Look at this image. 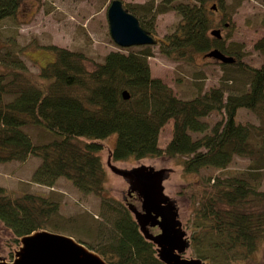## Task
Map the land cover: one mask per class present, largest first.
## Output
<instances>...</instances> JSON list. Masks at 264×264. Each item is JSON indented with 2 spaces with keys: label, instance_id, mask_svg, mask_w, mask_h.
<instances>
[{
  "label": "trees",
  "instance_id": "16d2710c",
  "mask_svg": "<svg viewBox=\"0 0 264 264\" xmlns=\"http://www.w3.org/2000/svg\"><path fill=\"white\" fill-rule=\"evenodd\" d=\"M160 1L158 11L150 5L126 6L154 36L156 13L170 8L178 13L176 28L155 37L160 51L174 61L192 65L198 55L213 49L233 56V63L219 62L223 74L217 85L206 88L205 75L194 70L192 81L197 83L189 84L191 94L177 95L151 75L149 46L111 50L93 67L78 51L52 46L54 57L37 73L7 47L0 51V162L21 167L32 157L38 162L32 181L53 186L64 177L81 191L100 195L107 177L100 152L109 137L114 139L112 161L177 158L182 172L190 175L187 188L193 206L186 255L206 264H241L264 246V190L258 183L264 175V62L251 65L245 60L244 42L226 44L222 32L221 37L212 35L213 29H227L226 18L209 31L212 12L225 9L226 0ZM21 2L0 0V21L14 16ZM210 3H216L215 10L208 8ZM261 22L263 31L253 49L264 58V17ZM241 109L258 122L240 121ZM212 114L220 118L211 122ZM169 122L171 137L162 145L159 135ZM237 156L249 158V164L229 172L226 168ZM210 169L217 174L202 173ZM105 200L103 222H91L87 230L70 220L67 229L79 231V238L90 232L93 240L83 242L112 264H165L127 206L114 200L106 207ZM60 206L57 198L32 192L14 195L0 185V222L15 243L35 230L54 228L49 217Z\"/></svg>",
  "mask_w": 264,
  "mask_h": 264
},
{
  "label": "rangeland",
  "instance_id": "374dc122",
  "mask_svg": "<svg viewBox=\"0 0 264 264\" xmlns=\"http://www.w3.org/2000/svg\"><path fill=\"white\" fill-rule=\"evenodd\" d=\"M111 1L22 0L14 16L5 17L0 21V51H4L7 47H12L13 52L25 63V66L34 73H37L41 66H44L54 57L51 50L52 46H60L72 51H78L86 56L89 67H93L96 62L103 61L106 54L111 50L127 52L128 49L136 50L149 46L152 49V55L148 57L151 75L161 78L177 95L188 97L191 94L190 91L193 88H189V84L191 82L197 83L196 81H192L195 80L191 73L194 70L205 75L204 82L206 88L217 85L222 77L223 70L216 59L198 55L194 63L190 65L189 63L174 61L165 56L160 51L159 44L134 45L130 47H120L117 45L109 31L107 12ZM122 1L128 7L150 5L153 6L155 11H158V5L162 3L160 0ZM179 2H183L184 4L195 3L193 0H179ZM224 4L225 9L220 8L212 12V17L209 20L211 24L209 31L212 30L221 18H226V21L230 25L226 30L221 31L223 37L227 36L226 44L230 43L231 40L244 42L248 51L245 60L253 66L261 65L264 62V58L254 51L253 43L260 37L263 31L261 21L264 17V0H226ZM210 5L212 4H208V8L211 7ZM152 16V12H149L148 19L151 20ZM178 20V13L171 8L156 13L155 20L153 21L154 37L160 39L171 33L176 28ZM228 34L230 35L228 36ZM238 116L242 122H258L257 118L246 109H241ZM218 118H220L218 114L209 116L211 122ZM172 129L171 122L163 127L159 135L160 144L164 145L171 137ZM106 144L112 147L114 145L113 137H109ZM100 154L107 170L104 189L100 195L85 193L71 182L68 181L69 184H67V181L63 178H59L55 188L27 182L38 165V162L34 161L32 157L25 164L21 163V167L16 166L18 165L17 162H0V184L6 185L8 190L14 194L32 192L43 194L50 200H55V198L61 200L60 210L49 217L50 222L55 226H53L54 228L47 227V229L57 231L58 233L63 231L62 233L70 234L80 239L78 237L80 236L79 231L73 227H71L73 231L67 229L66 225L68 221L71 220L74 223L84 225L88 230L91 222L96 223L105 220L102 216L104 212L101 206L102 199H106L104 201L106 207H108V204H112L115 199L131 201L129 195L126 194L129 186L125 179L107 166L108 153L106 148ZM35 158L39 160L38 157ZM249 161L247 157L237 156L226 169L233 173L245 170ZM140 164L169 169V176L165 181V191L169 197L177 201L180 218L184 229L189 234L190 231L188 229L190 226L187 225V222L191 220L193 214V206L188 198L190 191L187 188L190 175H185L182 172L177 158L150 157L136 159L132 156L125 160L112 161V165L116 169H130ZM211 171H213V174H217V170L211 169L202 173L210 175ZM18 178L23 180H19ZM258 183L260 185L259 188L264 190V175ZM136 205L140 208V201ZM88 234H84L83 237L88 241H92L91 233L89 232ZM12 239L13 235L11 231L3 227V224L0 222V255L5 256L9 254L12 246L15 245V241ZM241 264H264V246L261 245L255 251L252 255V260H243Z\"/></svg>",
  "mask_w": 264,
  "mask_h": 264
},
{
  "label": "water",
  "instance_id": "95a60500",
  "mask_svg": "<svg viewBox=\"0 0 264 264\" xmlns=\"http://www.w3.org/2000/svg\"><path fill=\"white\" fill-rule=\"evenodd\" d=\"M216 9V5H212ZM109 31L120 47L156 44L157 40L144 28L122 0H112L108 12ZM221 37V29L211 31ZM205 57H213L220 63H233L235 58L219 49L208 51ZM129 97L127 90L123 92ZM108 166L121 175L128 184V194L137 192L141 196V210L133 203L128 207L146 239L157 245L158 257L166 264H206L198 257H187L190 243L187 231L180 218L177 201L165 191L169 169L140 164L130 169H116L108 157ZM148 225L158 226L160 231L152 233ZM21 245L12 259L0 255V264H110L99 254L89 250L73 237L49 230L34 231L20 238Z\"/></svg>",
  "mask_w": 264,
  "mask_h": 264
},
{
  "label": "bare ground",
  "instance_id": "6f19581e",
  "mask_svg": "<svg viewBox=\"0 0 264 264\" xmlns=\"http://www.w3.org/2000/svg\"><path fill=\"white\" fill-rule=\"evenodd\" d=\"M125 98V97H124ZM106 150H107V153H108V155H107V157H110L111 158V152H110V146L109 145H106ZM33 173V172H32ZM61 178H63V179H65L66 181H67V184H69L68 183V181L69 180H67L66 178H64V177H61ZM19 180H23V179H21V178H18ZM59 180V179H58ZM57 180V181H58ZM56 181V182H57ZM27 182H33V183H36V182H34V181H32L31 180V178H29V181L27 180ZM69 182H71V181H69ZM37 184H39V183H37ZM0 185H2V186H4V187H6V185H4V184H0ZM39 185H43V184H39ZM43 186H47V185H43ZM47 187H49V188H55L56 187V183H55V185H53V186H47ZM7 188V190H8V187H6ZM51 190H54V189H51ZM9 191V190H8ZM10 192V191H9ZM11 193V192H10ZM14 195H19V194H14ZM39 230H48L47 228H44V229H39ZM39 230H35V231H39ZM49 231H52V232H57V231H53V230H49ZM34 232V231H33ZM63 231H61L60 233H62ZM32 233V232H31ZM12 234V233H11ZM30 234V233H29ZM63 234H66V233H63ZM27 235V234H26ZM67 235H69V236H71V237H73L76 241H78V242H80L81 244H83V245H85L89 250H92L93 252H95V253H97V254H99L100 255V257L101 258H103L105 261H107L108 263H110L106 258H104L98 251H96V250H94L93 248H90L89 246H88V244H86V243H88V242H83L84 240L82 239V238H84L83 237V235L80 237V239H77V238H75L74 236H72V235H70V234H67ZM24 236V235H23ZM22 237V236H21ZM21 237H19L18 238V241L15 243V245H13L12 246V249H11V251H12V256L11 257H8L7 255H5V256H3L4 258H6V259H8V260H10V259H12L13 258V256H14V254H15V252L18 250V248L20 247V245H21V242H20V238ZM79 237V236H78ZM85 239V238H84ZM154 246L155 247H157V245L154 243ZM10 251V252H11ZM2 256V255H1ZM160 259V258H159ZM160 261H162L163 263H165L163 260H161L160 259ZM110 264H112V263H110ZM166 264V263H165Z\"/></svg>",
  "mask_w": 264,
  "mask_h": 264
},
{
  "label": "flooded vegetation",
  "instance_id": "af4514ba",
  "mask_svg": "<svg viewBox=\"0 0 264 264\" xmlns=\"http://www.w3.org/2000/svg\"><path fill=\"white\" fill-rule=\"evenodd\" d=\"M126 194L129 195V199L135 204H137L138 201H140V202L142 201L141 196L137 192H133L131 194H128V191H127ZM127 200H128V196H127ZM133 200H135V201H133ZM121 201L125 204L128 202V201H125L124 199H122ZM151 230H154V232L157 233L160 229L158 226H156V227L151 228Z\"/></svg>",
  "mask_w": 264,
  "mask_h": 264
}]
</instances>
